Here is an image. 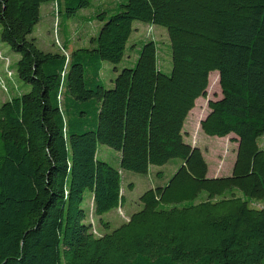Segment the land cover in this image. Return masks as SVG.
<instances>
[{"label":"trees","instance_id":"1","mask_svg":"<svg viewBox=\"0 0 264 264\" xmlns=\"http://www.w3.org/2000/svg\"><path fill=\"white\" fill-rule=\"evenodd\" d=\"M91 3L0 0V41L19 55L16 72L1 47L0 60L30 86L0 105V264H264V0H127L101 15L90 48L38 47L44 7L60 21ZM137 22L168 31L172 72L150 40L108 89L103 67L124 60ZM213 72L222 98L209 102L202 131L238 143L232 174L217 178L185 131ZM99 145L118 151L126 171L182 165L142 195V210L97 236L85 194L106 229L103 216L125 202Z\"/></svg>","mask_w":264,"mask_h":264},{"label":"rangeland","instance_id":"2","mask_svg":"<svg viewBox=\"0 0 264 264\" xmlns=\"http://www.w3.org/2000/svg\"><path fill=\"white\" fill-rule=\"evenodd\" d=\"M127 0H92L91 6L87 9L79 11L73 17L61 16L60 21L52 13L48 14L46 7L42 11V20L36 26L33 37L37 39V45L41 50L52 51L55 53L64 52L70 56L73 50L90 48L92 46L91 39L96 37L102 28L104 22L100 21L101 15L106 13V20L116 14L122 3ZM50 6V5H49ZM135 32L129 42L126 56L119 65L105 63L101 81L108 88H113V82L117 75L125 68H133L138 60L140 50L144 43L154 40L159 49V65L164 73L171 74L172 72V47L169 39L168 31L159 26H149L145 23H135ZM1 31V27H0ZM135 44V46H133ZM137 44V46H136ZM1 50L9 55L12 62L13 70L16 72V62L19 57L14 53L9 46L0 41ZM3 53V54H4ZM119 72L115 71V68ZM4 70L7 80H18L22 89L30 86L21 82L17 73L14 71L9 74V71ZM11 70V69H10ZM218 72H213L210 77L213 78V84L208 88L206 98H200L196 102L195 109L190 113L185 131L187 142L193 147H199L209 164V177H224L230 176L236 161V150L238 143L233 141L236 138L230 135L226 138L210 137L206 135L201 128V121L210 113L209 102L217 101L222 98L221 86L216 84L215 76ZM0 80L3 76L0 75ZM11 81V82H12ZM8 86V82H6ZM0 91L8 96L6 89L2 88L0 81ZM258 144L264 147V135L258 138ZM97 157L101 161L109 163L121 172L123 195L125 197L124 206L121 209H115L105 214L103 219L111 223V227L106 229L100 222V219L93 212V199L91 194H85L83 207L90 210L88 222L93 225L94 232L97 236L103 235L104 232L112 231L120 227L124 222L128 221L130 216L143 209V204L140 198L150 189L167 185L176 171L182 165L179 159H173L164 166H152L147 174H139L121 169V154L106 146L99 145ZM218 172L215 176L214 173ZM262 204H256L255 207H262Z\"/></svg>","mask_w":264,"mask_h":264},{"label":"crops","instance_id":"3","mask_svg":"<svg viewBox=\"0 0 264 264\" xmlns=\"http://www.w3.org/2000/svg\"><path fill=\"white\" fill-rule=\"evenodd\" d=\"M48 10V14L52 13V6H49L46 8ZM8 55V54H7ZM9 56V55H8ZM18 60V58H17ZM4 70H5V65L4 63L0 60V73L4 74ZM16 77V76H15ZM14 77V80L11 82L10 81V93L7 95H5L3 92L0 91V105L10 99H12L13 97H15L16 95H18L19 93V89H20V85L18 80ZM238 149V146H237ZM236 155H237V150H236ZM218 172L214 173L213 175L215 176Z\"/></svg>","mask_w":264,"mask_h":264},{"label":"built area","instance_id":"4","mask_svg":"<svg viewBox=\"0 0 264 264\" xmlns=\"http://www.w3.org/2000/svg\"><path fill=\"white\" fill-rule=\"evenodd\" d=\"M0 56H1V54H0ZM11 73V71H9V74ZM1 82H2V88L3 89H6L7 87H6V81L5 80H0Z\"/></svg>","mask_w":264,"mask_h":264},{"label":"water","instance_id":"5","mask_svg":"<svg viewBox=\"0 0 264 264\" xmlns=\"http://www.w3.org/2000/svg\"><path fill=\"white\" fill-rule=\"evenodd\" d=\"M205 119H206V118H205ZM205 119H203L202 121H204ZM202 121H201V122H202ZM196 147H197V146H196ZM198 148H199V147H198ZM215 178H217V177H215Z\"/></svg>","mask_w":264,"mask_h":264}]
</instances>
